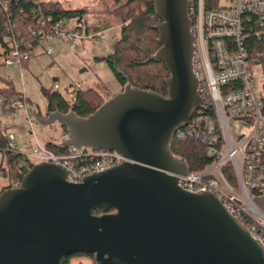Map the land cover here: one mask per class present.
<instances>
[{
    "label": "water",
    "instance_id": "1",
    "mask_svg": "<svg viewBox=\"0 0 264 264\" xmlns=\"http://www.w3.org/2000/svg\"><path fill=\"white\" fill-rule=\"evenodd\" d=\"M154 7L161 47L152 58L170 73L167 95L128 83L88 117L48 107L45 117L66 128L64 145L117 150L134 162L80 183L60 164L35 163L0 194V264H68L74 252L94 254L96 264H264V245L215 194L185 190L169 173L189 171L171 143L203 98L189 0ZM256 202L264 210V195Z\"/></svg>",
    "mask_w": 264,
    "mask_h": 264
},
{
    "label": "built area",
    "instance_id": "2",
    "mask_svg": "<svg viewBox=\"0 0 264 264\" xmlns=\"http://www.w3.org/2000/svg\"><path fill=\"white\" fill-rule=\"evenodd\" d=\"M188 9L193 70L199 79L203 104L187 124L176 130L174 139L192 138L204 144L210 161L203 168H189L185 174L169 173L185 190L215 194L264 245V210L256 202L264 195V0H189ZM63 21L49 28L43 23L32 30L30 38L21 31L11 34L5 65H19L22 70L23 63L32 57V48L39 44H48V53H53L58 44L71 43L74 47L82 28L88 29L87 19L82 17L70 30L61 28ZM249 36L259 41L258 47H250ZM34 39L38 44L33 43ZM27 98L24 91L12 102L0 94V116L20 109L30 116ZM239 123L248 125L249 130L234 135L231 127ZM8 139L11 147H17L13 134ZM58 142L63 144L62 140ZM28 156L37 160L34 163L62 165L71 183H80L86 176L112 166L134 162L117 150L74 145L55 153L46 144H38L35 153ZM228 166L234 182L228 177Z\"/></svg>",
    "mask_w": 264,
    "mask_h": 264
},
{
    "label": "trees",
    "instance_id": "3",
    "mask_svg": "<svg viewBox=\"0 0 264 264\" xmlns=\"http://www.w3.org/2000/svg\"><path fill=\"white\" fill-rule=\"evenodd\" d=\"M114 2L116 5H122L127 11L121 14L124 26L114 51L106 60L123 85L122 90L130 83L132 86L167 95L165 79L170 73L163 61L152 58L153 50L158 51L161 47L158 42L157 25L162 21L156 14L154 0ZM85 13L86 10L83 8H68L58 0H0V66L5 65L3 60L9 51L8 42L11 34L21 31L24 36L30 38L32 30L42 27L43 23L49 28L66 19L80 20L85 17ZM33 43L38 44V41L34 39ZM248 43L254 48L258 47L259 41L249 36ZM27 63L28 61L24 62L23 66ZM105 91L104 83L87 89L73 88L71 85L66 88V94L58 89H44L50 111L62 113L73 111L79 117H88L94 113L106 101ZM0 94L12 102L14 97L20 94V90L12 81L5 80V84L0 87ZM27 100L29 101V98ZM8 140L0 124V175L8 181L0 187V194L6 189L19 186L24 175L35 164L21 149L11 147ZM45 144L55 153H63L67 149V145L58 141L49 140ZM205 149L204 144L192 138L182 141L173 139L171 143L173 154L184 159L191 170L203 168L210 161ZM228 169V177L234 182L232 170L229 166ZM108 211L115 212L116 209L111 208ZM94 213L99 215L102 211L96 209ZM243 222L246 223V220ZM78 255L91 256L96 262L94 254L74 252L68 256L67 263L70 264V260Z\"/></svg>",
    "mask_w": 264,
    "mask_h": 264
},
{
    "label": "rangeland",
    "instance_id": "4",
    "mask_svg": "<svg viewBox=\"0 0 264 264\" xmlns=\"http://www.w3.org/2000/svg\"><path fill=\"white\" fill-rule=\"evenodd\" d=\"M58 1L68 8L86 10L88 29L82 28V36L74 41V47L71 43L58 44L54 45L53 53H48V44H39L32 48V57L22 70L19 65L0 66V87L5 84V80L12 81L29 98L30 116L25 109L0 116L3 131L8 137L13 134L17 147L27 155L34 154L38 144L44 145L49 140L60 141L61 137L68 136L65 127L59 122H45L48 99L44 89H58L66 94V88L71 85L73 88L87 89L104 83L107 100L123 88L105 58L114 51L120 38L124 26L121 14L127 9L116 5L114 0ZM224 2L225 0H221V3ZM77 22V19H66L61 23V28L70 30ZM156 52L153 50L154 55ZM241 130L248 131L249 126L239 123L231 127L234 135ZM33 160L37 161L34 158ZM7 183V179L0 175V187ZM72 264L96 262L91 256L78 255L72 258Z\"/></svg>",
    "mask_w": 264,
    "mask_h": 264
},
{
    "label": "flooded vegetation",
    "instance_id": "5",
    "mask_svg": "<svg viewBox=\"0 0 264 264\" xmlns=\"http://www.w3.org/2000/svg\"><path fill=\"white\" fill-rule=\"evenodd\" d=\"M66 130V128H65ZM66 134H67V130H66ZM61 140H64V138H61ZM70 264H72V259L70 260Z\"/></svg>",
    "mask_w": 264,
    "mask_h": 264
},
{
    "label": "crops",
    "instance_id": "6",
    "mask_svg": "<svg viewBox=\"0 0 264 264\" xmlns=\"http://www.w3.org/2000/svg\"><path fill=\"white\" fill-rule=\"evenodd\" d=\"M56 80H57V79H56ZM56 80H55V81H56ZM61 138H62V137H61ZM60 140H61V139H60Z\"/></svg>",
    "mask_w": 264,
    "mask_h": 264
}]
</instances>
